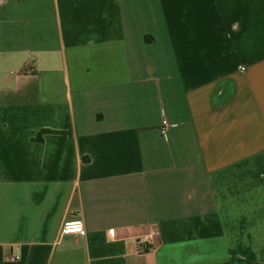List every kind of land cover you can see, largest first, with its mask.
Here are the masks:
<instances>
[{"label": "crops", "instance_id": "1", "mask_svg": "<svg viewBox=\"0 0 264 264\" xmlns=\"http://www.w3.org/2000/svg\"><path fill=\"white\" fill-rule=\"evenodd\" d=\"M0 264H264V0H0Z\"/></svg>", "mask_w": 264, "mask_h": 264}, {"label": "built area", "instance_id": "2", "mask_svg": "<svg viewBox=\"0 0 264 264\" xmlns=\"http://www.w3.org/2000/svg\"><path fill=\"white\" fill-rule=\"evenodd\" d=\"M86 234L84 225L80 219H74L65 221L61 227L59 237H65V236H78V237H84ZM109 235L111 233L109 232ZM151 243H152V237L150 235L142 237L138 241V247L141 253H145L151 250Z\"/></svg>", "mask_w": 264, "mask_h": 264}]
</instances>
